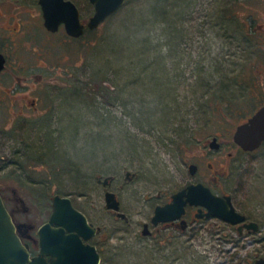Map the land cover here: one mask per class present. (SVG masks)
<instances>
[{"label":"rangeland","instance_id":"1","mask_svg":"<svg viewBox=\"0 0 264 264\" xmlns=\"http://www.w3.org/2000/svg\"><path fill=\"white\" fill-rule=\"evenodd\" d=\"M68 50L71 74L27 94L40 111L29 102V120L5 126L11 107L0 109V190L9 205L14 196L26 202L22 221L44 223L58 191L101 226L102 264H256L264 228L241 238L214 217L172 245L137 235L157 202L195 180L190 163L202 172L211 161L231 166L223 182L235 204L264 221V147L253 156L204 157L213 136L227 144L263 104L264 0H127ZM219 88L231 104L214 103ZM111 189L129 222L106 207Z\"/></svg>","mask_w":264,"mask_h":264},{"label":"flooded vegetation","instance_id":"2","mask_svg":"<svg viewBox=\"0 0 264 264\" xmlns=\"http://www.w3.org/2000/svg\"><path fill=\"white\" fill-rule=\"evenodd\" d=\"M126 2L127 0L125 1V4ZM70 3L71 5H69ZM123 7L121 9H123ZM121 9H119L117 12H119ZM69 12L73 13V15L74 13H77L81 23L84 24V32L79 36L72 34L70 35L69 31H67L66 18ZM95 12L96 7L95 4L91 2V0H0V53L5 58V64L3 67L4 69L0 71V109L5 111L7 107H11V109H9L10 114H8L6 111L7 115L4 116L5 121L3 125L19 126V124H23L29 120L28 118L24 117L25 112L23 110L24 108L22 107L24 106L25 108L29 109V102L33 106L32 108L36 109V111H40V102L38 97H33L31 100H29L27 95L32 91L31 88L39 89V87H41V83H44L43 85H46V88L49 90L50 88L47 84H50L48 81H55L54 75L60 76L63 73L64 75L71 74L72 65H70L69 62L68 44L71 41L80 42L85 39V37L96 34V29H98L100 25L93 29L89 27V22L91 21V18ZM108 19L106 21H108ZM254 52L255 54L259 53V49L256 48ZM61 58L63 59L62 65H58L52 61L53 59L58 60ZM60 79L62 80V78ZM34 80H37L36 84L34 83ZM57 80H59V78ZM28 81H33L34 85L28 84ZM59 86L60 84L58 83H53L52 85L54 88H59ZM252 90H254L252 94L255 92L257 94V89L253 88ZM215 94L217 97H214L213 101L218 107L220 105L231 104L232 100L229 101L227 98V96L230 94L228 90L219 88ZM257 96H260L259 90ZM255 97L256 96H253V98ZM261 98V101H263L261 107H263L264 97ZM258 109H256L254 113ZM250 117H248L247 120ZM42 118L43 117L41 116L39 119ZM247 120H244L243 122ZM226 136L228 138L230 137L229 135ZM215 137H217L218 143L220 144L219 149L210 148L209 143L208 147L210 150L206 149L207 146L204 147V157H210L211 152H214V159H217V156L222 154V152L227 153L229 157H232L235 152L237 154H248L253 156L264 147L263 142L256 150L247 151L235 142L234 136L232 139H229L227 144L224 142L220 143L221 137L213 136V139ZM211 141L212 140H210V142ZM213 150H215L216 153ZM191 164L197 165L196 173L192 174L190 172L193 176L192 179L195 180L187 182L186 185L180 187L173 193L187 188L191 183H204L210 188L212 193H215L218 196H231L232 204H234L235 209L246 216L247 219L245 223L248 224L249 222L253 221L259 225V230L254 232L253 228L250 229L249 227L245 226V223H239L236 225L229 224L239 232L240 236H244L245 234L251 232L259 233L262 231L264 228V221L260 219L257 221L249 214L241 211L237 204H235V195L230 193V191H228L224 185L223 178H225L229 173H234L231 166L227 167L226 169L222 167L220 168L215 166L213 161H211L208 162V169L202 172L201 165L199 163H190L189 166ZM194 176L198 177L195 178ZM100 179L98 180L99 183L101 181ZM112 180L113 177L111 181ZM0 193L3 197V201L6 204L7 210L12 215L14 224L17 226V235L21 237L23 243L29 244L31 247V257L36 256L39 254L41 249V246H39V236L37 235V231L43 224H45V222L39 227H36L35 224L33 225L27 221H22L23 217L28 215L27 212L30 211L29 207L26 205V202L23 199L21 200L17 196H14L12 199L14 203L9 205L3 191L0 190ZM173 193L168 195L166 200H160V202H157L153 214L149 217V220L141 224L142 231L140 236L137 235L138 239L141 237L145 239H155L156 241L158 237H160V241L158 240L157 244L158 246L160 245V242L164 244L167 242L169 245H172L174 242V237L179 239L181 234H188L189 236H192L194 231L199 230L201 226L203 227L204 222L213 218L205 215V213L208 211L206 207L187 204L185 213L179 220L161 222L158 225H154L152 216L155 213L157 205H165L168 202H171ZM263 207L264 204H260L259 208H261L262 211L264 210ZM52 210L53 202L50 215L52 214ZM112 211L116 215V212L114 210ZM87 217L89 219V216ZM121 220L129 222L130 219L127 215L126 218ZM183 220L185 221L184 224L182 223ZM89 221L91 220L89 219ZM146 223L148 224L147 229L149 230L147 235L143 233ZM23 224H26V226H22ZM94 224L99 227V233L92 237L87 243L96 245L97 251L102 257V264L103 256H105L103 254L105 249L103 245L97 241L98 236L102 233V228L96 223ZM240 226L243 227L241 230L239 229ZM263 239L264 238H261V240ZM155 245L153 248L156 247ZM47 259L50 260V256L47 255Z\"/></svg>","mask_w":264,"mask_h":264},{"label":"water","instance_id":"3","mask_svg":"<svg viewBox=\"0 0 264 264\" xmlns=\"http://www.w3.org/2000/svg\"><path fill=\"white\" fill-rule=\"evenodd\" d=\"M126 0H91L95 4L94 13L89 27H98L109 17L113 16L123 7ZM71 5V3L69 4ZM70 7V6H69ZM67 31L69 34L79 36L84 30L78 14L69 12L67 15ZM54 29V28H53ZM5 58L0 53V71L3 70ZM235 142L247 151H254L264 142V106L258 109L247 121L240 124L233 134ZM217 137L210 142V148L219 149ZM196 164L189 166V172L195 174ZM131 179L130 172L126 173ZM111 177H106L103 184H110ZM101 180V179H100ZM172 201L165 205H157L152 221L154 225L161 222L179 220L185 213L187 204L204 206L209 217H217L232 225L245 223L246 216L235 209L231 196L224 197L212 193L204 183H191L187 188L172 194ZM106 207L114 210L120 219L127 217L121 209V201L115 191L107 190L104 196ZM53 210L49 219L37 231L39 254L31 257L29 244L23 243L17 235V226L13 222L11 213L0 193V264H101V254L94 244L87 243L99 232V227L89 221L87 215L74 205L70 196L56 193L53 198ZM184 224L185 221L183 220ZM245 226L254 232L259 230L255 222L245 223ZM22 226H26L23 224ZM21 226V227H22ZM148 224H145L143 233L147 235ZM243 227L240 226L241 230ZM50 256V260L47 259ZM256 264H264V256L256 260Z\"/></svg>","mask_w":264,"mask_h":264},{"label":"trees","instance_id":"4","mask_svg":"<svg viewBox=\"0 0 264 264\" xmlns=\"http://www.w3.org/2000/svg\"><path fill=\"white\" fill-rule=\"evenodd\" d=\"M227 10H228V8H227ZM115 15H116V14H115ZM115 15L112 16V17H110V18L108 19V21L111 20V19H113V17H115ZM250 31H251V32H254V31L251 30V29H250ZM251 40H253V39H252V38L249 39V41H251ZM83 93H84V92H82V90H81V95H83ZM30 152H31V151H30ZM51 155H53V154H51ZM51 155L49 154L48 156H50V157L52 158ZM54 157H55V156H54ZM56 157H57V156H56ZM28 159H29V161H31V158H30V157H29V158H25V162H23L18 168H20V169L22 168V169H23V167L26 166L27 162H29ZM57 193H58V191H57ZM59 193H60V192H59ZM61 194H62V193H61ZM65 195H66V194H65ZM228 225H229V224H228ZM232 228H233V227H232ZM233 230H236V229L233 228ZM237 232H238V231H237ZM238 235H239V232H238ZM239 236H240V235H239ZM240 237H241V236H240ZM241 238H242V237H241Z\"/></svg>","mask_w":264,"mask_h":264}]
</instances>
